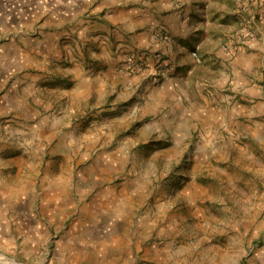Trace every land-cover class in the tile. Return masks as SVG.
Segmentation results:
<instances>
[{
  "label": "rangeland",
  "instance_id": "obj_1",
  "mask_svg": "<svg viewBox=\"0 0 264 264\" xmlns=\"http://www.w3.org/2000/svg\"><path fill=\"white\" fill-rule=\"evenodd\" d=\"M104 1L0 0V264H264V0H171L181 38Z\"/></svg>",
  "mask_w": 264,
  "mask_h": 264
},
{
  "label": "crops",
  "instance_id": "obj_2",
  "mask_svg": "<svg viewBox=\"0 0 264 264\" xmlns=\"http://www.w3.org/2000/svg\"><path fill=\"white\" fill-rule=\"evenodd\" d=\"M92 1V0H91ZM139 2L140 5L134 4L131 8L118 10L115 9L112 11L111 17L115 20L122 21L124 26L128 28L129 31L134 30L135 26L142 23L152 24L155 26L156 24H162L165 26L172 35L175 37H182L183 30L179 29V14L175 13L173 10V4L171 0H105L102 4H100L99 8L103 9L107 7V4H118V2ZM185 1H193V0H185ZM234 2V0H231ZM251 6L254 9L257 8L256 0H250ZM90 0H41L40 2V14L42 15L45 24L49 25H60L62 22L67 20L68 18L74 17L78 11L81 10V7L87 6ZM208 2V4H207ZM200 7L205 6L206 15L209 16V11L213 4L211 0H203L202 5L199 2ZM199 6V5H198ZM215 7V6H214ZM226 5L219 4L214 8L219 11V16H223L228 14L226 11ZM228 10V9H227ZM217 11V12H218ZM234 10L229 9V12ZM254 13V10H250ZM173 12V13H172ZM213 15V14H211ZM135 31H133L134 33ZM147 42L146 32L142 31L134 35V40H132L133 46H143ZM261 45L264 48V38L261 41ZM247 69L251 68L250 64H245ZM245 73V72H244ZM141 79L139 77H133L131 79H126L121 82L124 88H131L135 84V88L141 87ZM149 89V87L147 88ZM169 93L167 89L164 87V84L150 87L148 98L150 101L144 100L147 105L153 106H173L176 105L174 99L170 100ZM165 100V101H164ZM169 109V108H168ZM168 109L165 112H168ZM172 110V109H171Z\"/></svg>",
  "mask_w": 264,
  "mask_h": 264
},
{
  "label": "built area",
  "instance_id": "obj_3",
  "mask_svg": "<svg viewBox=\"0 0 264 264\" xmlns=\"http://www.w3.org/2000/svg\"><path fill=\"white\" fill-rule=\"evenodd\" d=\"M193 56L195 57L196 56V54H193ZM125 68L126 69H128V70H133V69H135V65H134V62L129 58V59H127L126 60V62H125Z\"/></svg>",
  "mask_w": 264,
  "mask_h": 264
},
{
  "label": "bare ground",
  "instance_id": "obj_4",
  "mask_svg": "<svg viewBox=\"0 0 264 264\" xmlns=\"http://www.w3.org/2000/svg\"><path fill=\"white\" fill-rule=\"evenodd\" d=\"M7 263H8V261H7ZM9 264V263H8Z\"/></svg>",
  "mask_w": 264,
  "mask_h": 264
}]
</instances>
